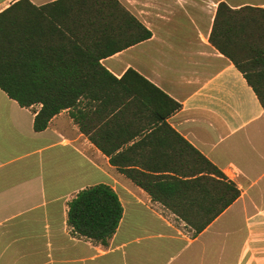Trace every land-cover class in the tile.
I'll return each mask as SVG.
<instances>
[{"label":"crops","instance_id":"crops-1","mask_svg":"<svg viewBox=\"0 0 264 264\" xmlns=\"http://www.w3.org/2000/svg\"><path fill=\"white\" fill-rule=\"evenodd\" d=\"M54 1L0 0V12L20 2L21 52L61 53L66 69L84 70L86 48L70 49ZM118 1L150 36L99 59L116 80L78 78L95 88L38 131L41 103L21 106L0 88V264H264V110L209 42L220 2L264 0ZM196 151L224 176L198 173ZM220 181L239 196L195 234L177 214L215 212ZM100 183L123 207L106 244L68 223L71 199Z\"/></svg>","mask_w":264,"mask_h":264},{"label":"trees","instance_id":"trees-1","mask_svg":"<svg viewBox=\"0 0 264 264\" xmlns=\"http://www.w3.org/2000/svg\"><path fill=\"white\" fill-rule=\"evenodd\" d=\"M19 4L15 2L0 12V88L21 106L41 103L34 118L37 131L44 129L60 110L74 106L83 92H92L95 88L77 84L78 78L116 80L101 66L100 58L150 36V32L118 0H57L49 4L51 11L48 13L53 16L56 28L61 30L57 26L63 25V29L72 35L70 49L86 48L80 58L88 62L89 67L66 69V59L61 53L43 56L37 62L36 53H30L28 48L21 52L20 44L28 42V38L21 37L19 31L28 28V22L15 14L14 8ZM94 37H106V40L88 42ZM209 42L243 73L264 110V9L242 7L232 10L220 2ZM69 60L78 59L71 55ZM196 153L198 173L224 176L203 155ZM239 193L232 182L220 181L213 194V198L220 202L215 212L178 213L177 216L193 228L195 234L199 233ZM122 213L123 207L116 192L100 183L80 190L71 199L68 223L74 232L106 244Z\"/></svg>","mask_w":264,"mask_h":264}]
</instances>
